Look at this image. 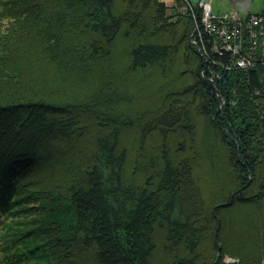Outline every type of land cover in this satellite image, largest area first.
<instances>
[{"label": "trees", "instance_id": "1", "mask_svg": "<svg viewBox=\"0 0 264 264\" xmlns=\"http://www.w3.org/2000/svg\"><path fill=\"white\" fill-rule=\"evenodd\" d=\"M167 10L0 0V264H264V36Z\"/></svg>", "mask_w": 264, "mask_h": 264}, {"label": "rangeland", "instance_id": "2", "mask_svg": "<svg viewBox=\"0 0 264 264\" xmlns=\"http://www.w3.org/2000/svg\"><path fill=\"white\" fill-rule=\"evenodd\" d=\"M162 1H164L166 3V5L168 6V10H167L168 15L174 14L177 12H181V13L190 12L193 15V17L195 19V30H194L195 33L194 34L196 35V38L193 37V42L196 43V45L202 50V52H204V53L211 52L212 55L214 54L212 52L220 53V54L223 53L222 50H224V48L222 49L220 47V45H218L219 41L217 39V35L211 33L209 30H206L207 27H206L205 19L207 17V13L205 11L208 8V5L211 7L210 13L211 14L213 13L214 16H216V17L219 14H224V15L225 14H229V15L235 14L236 16L239 15L238 19L240 20L241 17H245L244 19H246L247 16L250 14L251 17L258 15L260 17L261 21H262V17L256 12L260 11L264 7V0H247L244 2H240V3L232 2L229 0H208V1H204L200 5L195 3L193 0H180V2H178V0H162ZM173 17H176V15H174ZM7 23H8L7 20H1L0 26L4 27L7 25ZM238 25L240 26V24H237L234 26V30H236L238 28ZM260 25H262V23H260ZM259 27H261V26H259ZM240 28H242V27L240 26ZM197 40H198V42H197ZM215 42H216V45H215ZM242 48H243L242 46L239 47V49L241 51H242ZM235 50L237 51V49H235ZM241 51L240 52H233L232 51V53H231L232 55L230 57V60L228 58V61L226 63L224 62L226 68H227V66H228V68H230L231 66L232 67H235V66L246 67V66H249L252 64L253 61H252V59H250L251 57L248 58L246 55L241 53ZM238 59L239 60L243 59V61H244L243 63L246 62L245 65L242 66L240 64H237ZM48 181L50 182V180H48ZM54 181H57V179L54 178ZM44 182L41 185H39L41 193L44 197H45V195L48 196L47 193H49V196L51 199L50 190H52V189L50 188V186L54 189H59V190H61V188H62L58 184V182H53L52 184H49L50 185L49 187L46 184H44ZM43 202L45 203V201H43ZM39 203L41 204V202H39ZM39 203L35 202L33 205H35V207L36 206L38 207ZM47 206H48L47 204H46V207L43 206V204H41V206L39 208L41 213L44 211L45 208H46V211L48 210ZM35 214L38 217L40 213L37 212V213H34V215ZM30 215L32 217L33 213H31ZM229 259L233 260L232 258H227V261H229Z\"/></svg>", "mask_w": 264, "mask_h": 264}, {"label": "built area", "instance_id": "3", "mask_svg": "<svg viewBox=\"0 0 264 264\" xmlns=\"http://www.w3.org/2000/svg\"><path fill=\"white\" fill-rule=\"evenodd\" d=\"M210 10L211 7L208 5V8L205 11L207 13V17L206 19L204 18L207 27L206 30H209L211 33L217 35V39L219 41L218 45H220L222 49L224 48L222 51L240 52L241 50L239 47H243V41L245 40L244 37H246L247 28L249 29V37L252 48L258 43L259 37L264 36V23L261 21L258 15L252 17L250 16L249 19H244L245 17H241L239 20V15L219 14L216 17L213 13H210ZM260 23H262V25H260ZM237 24H240L242 28H240L238 25V28L234 30V26ZM262 43L264 44V41ZM235 49H237V51ZM243 62V59H238L237 64L244 66L246 62Z\"/></svg>", "mask_w": 264, "mask_h": 264}, {"label": "water", "instance_id": "4", "mask_svg": "<svg viewBox=\"0 0 264 264\" xmlns=\"http://www.w3.org/2000/svg\"><path fill=\"white\" fill-rule=\"evenodd\" d=\"M195 3L197 4H202L204 1H208V0H193ZM229 1H232V2H236V3H240V2H244V1H247V0H229ZM229 261H233L231 259H229Z\"/></svg>", "mask_w": 264, "mask_h": 264}]
</instances>
